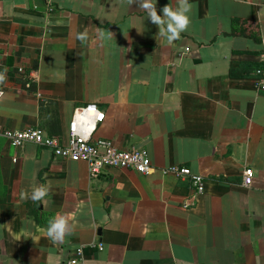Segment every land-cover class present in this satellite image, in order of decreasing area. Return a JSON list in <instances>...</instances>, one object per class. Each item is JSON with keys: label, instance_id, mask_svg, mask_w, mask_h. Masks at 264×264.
Returning <instances> with one entry per match:
<instances>
[{"label": "crops", "instance_id": "1", "mask_svg": "<svg viewBox=\"0 0 264 264\" xmlns=\"http://www.w3.org/2000/svg\"><path fill=\"white\" fill-rule=\"evenodd\" d=\"M190 3L188 30L168 44L126 0H0V264H67L79 248L85 264H264V0ZM166 4L176 0H157L159 14ZM89 102L106 113L94 138L146 148L149 173L92 176L86 161L2 134L39 126L67 143ZM174 164L205 176L197 199L163 173ZM48 182L44 201L22 196ZM57 214L72 231L53 242Z\"/></svg>", "mask_w": 264, "mask_h": 264}, {"label": "built area", "instance_id": "2", "mask_svg": "<svg viewBox=\"0 0 264 264\" xmlns=\"http://www.w3.org/2000/svg\"><path fill=\"white\" fill-rule=\"evenodd\" d=\"M244 1V0H239ZM19 73L25 78V87L31 88L34 82L32 70L19 67ZM259 90H264V60L262 65L255 70ZM38 97L42 93L37 91ZM106 119V113L97 103L89 102L78 106L74 110L69 124V140L63 143L57 136L46 135L39 126L25 129H4L2 134L15 147L23 146L28 142L36 143L51 148L57 158L73 161H86L92 176H97L110 168L133 169L139 173L147 174L153 169V162L146 148L133 146L128 149L119 148L113 140L107 138H94L100 123ZM164 174L173 173L191 183L197 199L206 189V178L201 173L194 172L185 165H170L162 169ZM254 172L250 167L243 171L242 183L244 186L252 184ZM187 206V205H186ZM100 249L103 246L100 245ZM83 248L77 249V256L67 261V264H85L82 259Z\"/></svg>", "mask_w": 264, "mask_h": 264}, {"label": "clouds", "instance_id": "3", "mask_svg": "<svg viewBox=\"0 0 264 264\" xmlns=\"http://www.w3.org/2000/svg\"><path fill=\"white\" fill-rule=\"evenodd\" d=\"M126 3L128 6L135 3L140 10L146 12L151 23L158 27V35L165 38L168 44L180 39L181 33L188 30L191 23L190 13L194 7L190 0H176V7L166 4L161 10L162 14H159L156 7L157 0H126ZM77 38L85 41L87 39V31L78 33ZM6 72V68L0 71V84L5 82ZM51 187V182L34 185L31 188L30 195L25 192L22 193V196L31 199L33 202H42L48 196ZM71 231L72 226L69 217L57 214L48 223L47 236L53 242L63 241L65 236L69 235Z\"/></svg>", "mask_w": 264, "mask_h": 264}, {"label": "trees", "instance_id": "4", "mask_svg": "<svg viewBox=\"0 0 264 264\" xmlns=\"http://www.w3.org/2000/svg\"><path fill=\"white\" fill-rule=\"evenodd\" d=\"M235 22H236V23H235ZM235 22H234L235 24H239L238 21H235ZM261 65H262V63H260V64L257 65V66L255 65V67H254V72H255V70H256L258 67H260ZM244 67H245V66H244ZM246 68H247V67H246ZM18 70H19V69H18ZM27 70H29V69H27ZM234 72H235V71H234ZM21 75H22V74H21Z\"/></svg>", "mask_w": 264, "mask_h": 264}]
</instances>
